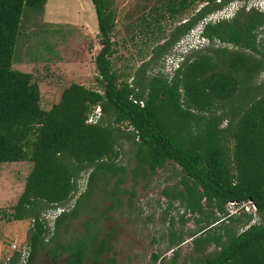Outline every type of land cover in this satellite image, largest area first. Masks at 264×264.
Masks as SVG:
<instances>
[{
  "label": "trees",
  "instance_id": "1",
  "mask_svg": "<svg viewBox=\"0 0 264 264\" xmlns=\"http://www.w3.org/2000/svg\"><path fill=\"white\" fill-rule=\"evenodd\" d=\"M194 1L202 6L151 49L134 70L130 87L117 83L119 75L110 67L113 1L91 0L100 45L93 63L101 93L72 83L44 112L38 108L37 84L31 74L12 68V56L22 14L41 12L46 0H0V163H31L11 212L0 209V219L31 220L22 264H36L41 250L52 255L49 264H85L88 257L98 264L101 254L110 251L106 234L98 239L100 230L91 229L90 220L83 236L67 243L59 237L80 217L92 190L110 178L114 185L106 209L120 206V193L129 194L131 206L133 188L119 187L124 168L115 162L124 142L134 158L135 185L170 163L179 168L182 190L162 194L179 199L185 212L197 215L196 223L203 219L204 225L188 237L195 252L213 250L195 264H264V11L241 7L228 20L206 23L201 33L207 45L184 55L169 79L146 76L207 15L248 0H179V7L167 0L165 9L173 18ZM93 106L100 116L87 124ZM84 173L86 188L78 192L77 179ZM74 194L72 208L64 209ZM247 200L255 206L256 222L245 213L226 216L227 202ZM56 207L64 210L54 217L47 238L42 214ZM63 254L64 260L56 261ZM6 264H21L20 253L13 252Z\"/></svg>",
  "mask_w": 264,
  "mask_h": 264
},
{
  "label": "rangeland",
  "instance_id": "2",
  "mask_svg": "<svg viewBox=\"0 0 264 264\" xmlns=\"http://www.w3.org/2000/svg\"><path fill=\"white\" fill-rule=\"evenodd\" d=\"M81 1L88 3L91 8L90 0H46L41 12L28 11L22 14L12 56V68L31 74L32 81L38 86V108L44 112L58 102L61 91L72 83L101 93L95 81L97 74L93 63V58L100 48L96 18L93 8H91L93 15L91 20L90 11L85 12L86 19L83 18V21L82 14H75L80 12L76 9L82 5ZM112 1L114 27L110 35L112 41L110 67L112 72L119 75L117 83L125 81L130 87L134 70L141 62L148 59L151 49L162 43L179 21L189 18L196 12L194 9L197 10L202 6L198 4V1H194L182 14L170 18L165 9L167 0ZM173 1L176 7H179V0ZM250 1L260 11L264 10L263 0L247 2ZM154 6L158 7V10L152 9ZM236 11L230 8L228 12L211 13L208 15L211 18L210 23L228 19ZM157 14L162 16L154 21ZM60 15L70 17L68 22L64 23L65 17ZM198 24L199 22L196 25ZM193 32V30L192 33L188 31L181 38L192 39ZM261 37L262 32L259 30L257 40ZM195 44L193 42L189 48L179 49L174 43L168 52L147 69L146 76L159 74L169 79L183 56L191 50H196L193 48ZM217 45L219 44L215 42V46ZM166 57H171L175 62L167 65ZM262 78H264V71L260 75V79ZM115 162L124 168V180L119 187L128 192L133 188L134 196L131 198V206L129 207L127 203L129 194L120 193V206L115 209H106L109 205L108 192L114 185V178L108 179V183H99L96 189L92 190L86 202L87 207L82 208L80 217L72 221L68 231L59 237V242L67 243L68 240L72 241L83 236L86 230L85 221L90 220L91 229L98 227L100 230L97 238L106 234L107 246L110 247V251L102 254L101 264H107V260L111 257L114 259L113 264H195L203 257V254L213 250L212 246L208 247L202 254L192 249V241L188 236L204 225L202 217L196 223L197 215L185 212L184 205L179 202V199H170L162 194L164 189L171 193L182 190L181 173L176 165L170 163L156 170V173L148 179L138 178V183L135 185L132 179L135 163L128 142H124L123 151ZM30 169L29 161L0 163L1 210L11 212L10 207L21 193L25 177ZM85 180V173L78 177V192L85 190ZM74 195L63 206L64 209L72 208L77 197ZM49 212L51 211H45L42 217ZM50 216L51 214L46 218L43 217L49 228L47 238L51 232V222H53ZM257 218L255 217V221L258 220ZM223 223L226 224L227 221L224 220ZM30 226L29 219L21 221L0 219L2 264L13 252L20 253L26 250V233ZM17 234L19 239L16 240ZM47 238L45 237L46 240ZM11 245L14 249H11ZM173 254H176L174 260H172ZM25 255L26 252H23L20 256L21 264ZM153 255L158 256L156 261L153 260ZM51 257L49 252L41 250L36 255V264H49ZM65 257L66 254L60 255L56 261L64 260ZM86 261L88 264L92 262H88L87 258Z\"/></svg>",
  "mask_w": 264,
  "mask_h": 264
},
{
  "label": "built area",
  "instance_id": "3",
  "mask_svg": "<svg viewBox=\"0 0 264 264\" xmlns=\"http://www.w3.org/2000/svg\"><path fill=\"white\" fill-rule=\"evenodd\" d=\"M218 1L219 0H216V2H218ZM253 5H254V3L252 1L246 2V3L242 2V1H233V2L229 3L222 11L228 12L230 8H233V10L236 11V10L240 9L241 7H244V10L256 9L257 11H260L259 8H257V6H253ZM210 21H211L210 16L202 19V21L199 22V24L194 29L189 30L190 33H192V30L194 31L193 35L191 37L192 39L185 40L184 38H180L175 43V47L179 48V49H186V48H189V46L193 42L196 43L193 46L194 49H198V48L203 47L204 45H206L208 43L207 40L204 37H199L198 34L201 32L202 27L206 23H208ZM173 62H175L174 59H172L171 57H166L167 65H170ZM133 102H135V101L133 100ZM137 103H138L139 106H142V102L141 101H138ZM99 116H100V109H99L98 106H94V107H92V109L90 111V114L87 115V119H86L85 123L94 124L96 122V120L99 118ZM225 210L227 212L226 216H231V215H235V214L238 215V214H241V213H245V214H248V215L251 216L250 223L256 222L255 221V217H257L256 216V209H255V206L249 200L244 201V202L229 201L225 205ZM62 211H63L62 208H55L54 210H51V212L47 213L46 215H43V217L46 218V216L51 214L50 217L54 219V217L58 213H60ZM51 224H52V222H51ZM11 249H14L13 245H11ZM23 252L27 253L26 250H23L22 252H20V256L22 255ZM25 257H26V255H25ZM8 259H9V257L5 258L4 264H6L8 262ZM20 259L22 260L21 257H20Z\"/></svg>",
  "mask_w": 264,
  "mask_h": 264
},
{
  "label": "crops",
  "instance_id": "4",
  "mask_svg": "<svg viewBox=\"0 0 264 264\" xmlns=\"http://www.w3.org/2000/svg\"><path fill=\"white\" fill-rule=\"evenodd\" d=\"M82 2V5L80 6L79 5V7H77V9L76 10H80V12L78 13V12H76L75 14L76 15H79V14H82V21H83V18L84 19H86V13L85 12H87V13H89V11H90V15H89V18H90V20L92 19V10H91V8H93V6H92V2H91V0H90V2H91V8H90V5L88 4V3H86L85 1H81ZM46 5H48V3L46 4ZM86 9H89L88 11L86 10ZM95 14V13H94ZM61 16V15H60ZM61 17H65V22L64 23H67L68 21V19L70 18H68V16H61ZM72 18V17H71ZM74 19V18H73ZM48 21H49V19H48ZM49 23V22H48ZM51 23V22H50ZM95 25V24H94ZM96 27H97V24H96ZM95 29V28H94ZM92 67H93V65H92ZM14 236V235H13ZM15 239L17 240V239H19V235L17 234V235H15ZM0 256H1V243H0Z\"/></svg>",
  "mask_w": 264,
  "mask_h": 264
},
{
  "label": "clouds",
  "instance_id": "5",
  "mask_svg": "<svg viewBox=\"0 0 264 264\" xmlns=\"http://www.w3.org/2000/svg\"><path fill=\"white\" fill-rule=\"evenodd\" d=\"M230 3H231V2H230ZM228 4H229V3H228ZM228 4H227V5H228ZM227 5H226V6H227ZM226 6H224L222 9H220V10H218V11H222ZM238 10H239V9H238ZM238 10H237V11H238ZM237 11H236V12H237ZM263 11H264V10H263ZM215 12H216V11H215ZM236 12H234V14H235ZM260 12H261V11H260ZM213 13H214V12H213ZM209 15H210V14H209ZM207 17H208V15H207ZM231 17H233V16H230L228 19H230ZM203 19H204V18H203ZM228 19H221V20H228ZM201 21H202V20H201ZM218 21H220V20H218ZM199 22H200V21H199ZM196 26H197V25H196ZM196 26H195V27H196ZM195 27H194V28H195ZM194 28H192V29H194ZM202 28H203V27H202ZM201 31H202V30H201ZM198 36H199V37H203L201 32L198 34ZM205 39H206V38H205ZM206 45H207V44H206ZM93 107H94V106H93ZM97 120H98V119H97ZM97 120H96V121H97ZM56 208H62V207H56ZM62 209H63V208H62ZM49 211H51V210H49ZM60 213H61V212H60ZM60 213H58L57 215H59ZM57 215H56V216H57ZM226 215H227V214H226ZM227 217H228V216H227ZM44 220H45V219H44ZM51 226H52V224H51ZM20 260H21V259H20Z\"/></svg>",
  "mask_w": 264,
  "mask_h": 264
},
{
  "label": "flooded vegetation",
  "instance_id": "6",
  "mask_svg": "<svg viewBox=\"0 0 264 264\" xmlns=\"http://www.w3.org/2000/svg\"><path fill=\"white\" fill-rule=\"evenodd\" d=\"M85 183H86V182H85ZM84 185H85V184H84ZM85 188H86V186H85ZM84 191H85V190H84ZM103 253H104V252H103ZM103 253H102V254H103ZM102 254H101V256H102ZM87 260H88V262H89V261H90V258L88 257ZM101 260H102V259H101ZM101 263H102V262L100 261L98 264H101ZM86 264H88L87 261H86ZM89 264H93V262H90Z\"/></svg>",
  "mask_w": 264,
  "mask_h": 264
}]
</instances>
